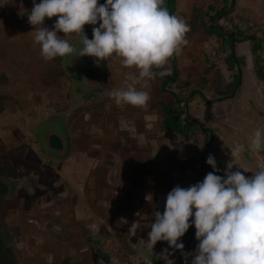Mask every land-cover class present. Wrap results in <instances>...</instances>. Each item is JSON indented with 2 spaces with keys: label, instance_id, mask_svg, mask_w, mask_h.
Listing matches in <instances>:
<instances>
[{
  "label": "rangeland",
  "instance_id": "rangeland-1",
  "mask_svg": "<svg viewBox=\"0 0 264 264\" xmlns=\"http://www.w3.org/2000/svg\"><path fill=\"white\" fill-rule=\"evenodd\" d=\"M209 6L220 11L224 3L175 0L177 16L188 26L191 20L198 25L169 61L170 71L174 59L178 72L175 91L181 96L195 91L186 103L193 119L186 136L166 132L162 114L151 108L167 100L156 79L149 85L147 109L121 110L106 93L123 87L126 74L135 69L122 68L118 59L103 60L105 84L86 90L72 67L74 55L50 62L42 58L27 18L32 0H5L0 6V166L7 168L0 175L11 184L10 194L0 199V237L9 235L17 264H61L67 258L82 264H142L165 249L174 252L161 241L152 253L148 233L153 212L164 211L167 194L208 173L204 163L197 171H179L181 161L203 155L206 136L199 126L213 130L211 155L222 175L232 160L246 177L264 168V149L248 150L254 131L264 129V79L255 71V63L264 67V0H235L230 12L225 14L227 4L217 18L229 31L237 26L259 39L253 55L250 40L235 43L239 37H234L233 53L244 64L232 95L229 85L237 68L228 69L227 48L200 26L208 20ZM55 21L46 19L44 26L51 28ZM85 29L92 39V26ZM68 38L78 49L83 46L74 34ZM51 116L60 117L70 136L69 153L60 161L46 159L32 135ZM121 119L134 125L135 136L121 129ZM240 145L245 151L238 153ZM148 194L152 201L145 199ZM195 231L193 226L182 237L186 253L197 246ZM169 258L184 264L179 251Z\"/></svg>",
  "mask_w": 264,
  "mask_h": 264
},
{
  "label": "clouds",
  "instance_id": "clouds-1",
  "mask_svg": "<svg viewBox=\"0 0 264 264\" xmlns=\"http://www.w3.org/2000/svg\"><path fill=\"white\" fill-rule=\"evenodd\" d=\"M32 4L27 18L45 61L87 56L96 61L118 59L122 68L135 69L126 74L123 87L106 93L121 110L147 109L150 82L170 75V59L189 43L188 24L169 12L166 0H32ZM53 17V26L45 27V20ZM85 25L93 26L92 39ZM73 34L83 45L79 49L69 42ZM120 127L135 136L136 129L128 121L121 119ZM262 149L264 129L257 128L248 150ZM236 151L244 152L245 146ZM206 163L213 171L187 188L174 187L167 194L163 213L153 212L149 249L153 253L158 242H166L181 253L184 264L189 260L190 264H264V168L246 177L232 160L221 176L213 155ZM145 199L152 201L153 196ZM193 226L198 243L194 252L186 253L182 237ZM174 252L165 249L156 258L163 264H176L169 258Z\"/></svg>",
  "mask_w": 264,
  "mask_h": 264
},
{
  "label": "trees",
  "instance_id": "trees-1",
  "mask_svg": "<svg viewBox=\"0 0 264 264\" xmlns=\"http://www.w3.org/2000/svg\"><path fill=\"white\" fill-rule=\"evenodd\" d=\"M40 1V0H39ZM37 1V2H39ZM224 3V7L222 10L217 11L215 6L208 7V20L205 23H202V27H204L208 33L217 37L219 43L227 48L229 55L227 56V66L230 71H233L237 68V74L234 77L233 82L229 85V93L232 95L237 89L240 82V74L238 71V67L244 64L242 58L236 57V55L232 52V40L234 37H239L235 41V43H240L244 40H250L251 43V51L253 55H256L259 51L258 49V38L256 36L247 35L245 31H242L239 27L234 26V32L229 31L223 25L218 24L217 18L226 11V5L229 4L230 8L226 11V15L230 12V9L234 7L235 0H222ZM166 6L171 14L175 15V0H168ZM190 31L188 35H193L198 30V25L195 20H191L189 22ZM84 31L87 34V30L84 27ZM88 38L91 39L89 34H87ZM99 63L102 65L105 70V63L103 60H99ZM255 71L257 76L260 79H264V67L258 63H255ZM178 79V72L176 68V64L174 59L172 60L170 75L159 78L157 77V81L159 82V92L166 97L167 100H159L156 103H152V109H158L163 117V128L166 132L174 135L186 136L189 130V126L193 121L191 115L187 110V101L188 97L191 96L195 91H189L188 95L181 96L180 92H176L172 87ZM106 82V78H105ZM104 82V84H105ZM202 95V94H201ZM87 100L89 99V95L84 96ZM202 98L205 97L202 95ZM2 112V107H0V113ZM199 129L205 134L203 155L196 159L194 157H190L180 162L179 171L181 173L192 170L197 171L198 165L200 163H204L207 167L208 173L213 171V169L207 165L206 160L207 157L211 154V149L213 146L214 138H213V130L208 128H202L199 126ZM0 171L6 173L7 168L0 166ZM221 175V172L217 173ZM8 189L7 187L0 183V199L7 196ZM158 256H150L148 262H144L142 264H163L162 260L157 259ZM0 264H17L13 252L10 248H6L3 245V240L0 238ZM61 264H82L80 261H77L72 258L64 259Z\"/></svg>",
  "mask_w": 264,
  "mask_h": 264
},
{
  "label": "water",
  "instance_id": "water-1",
  "mask_svg": "<svg viewBox=\"0 0 264 264\" xmlns=\"http://www.w3.org/2000/svg\"><path fill=\"white\" fill-rule=\"evenodd\" d=\"M235 40V38L232 40V52L234 51ZM72 67L86 90L97 89L104 85L105 70L95 58L74 56ZM59 118V116H51V118L36 125L32 130V135L38 142L41 154L46 159L55 161H60L67 157L70 145L68 129L66 130L58 121ZM0 183L7 187L8 194H10V182L0 175ZM27 190L33 193V188L30 184H28ZM2 240L4 247L9 248V235L7 233L3 234Z\"/></svg>",
  "mask_w": 264,
  "mask_h": 264
},
{
  "label": "crops",
  "instance_id": "crops-1",
  "mask_svg": "<svg viewBox=\"0 0 264 264\" xmlns=\"http://www.w3.org/2000/svg\"><path fill=\"white\" fill-rule=\"evenodd\" d=\"M7 1V0H6ZM5 3V0H0V6L2 5V4H4ZM37 3H39V2H37ZM178 13H177V11L175 12V15H177ZM93 27V26H92ZM105 74H106V70H105ZM106 77V76H105Z\"/></svg>",
  "mask_w": 264,
  "mask_h": 264
},
{
  "label": "flooded vegetation",
  "instance_id": "flooded-vegetation-1",
  "mask_svg": "<svg viewBox=\"0 0 264 264\" xmlns=\"http://www.w3.org/2000/svg\"><path fill=\"white\" fill-rule=\"evenodd\" d=\"M100 88H101V87H100ZM100 88H98V89H100ZM98 89H96V90H98ZM0 238H2V236H1Z\"/></svg>",
  "mask_w": 264,
  "mask_h": 264
}]
</instances>
